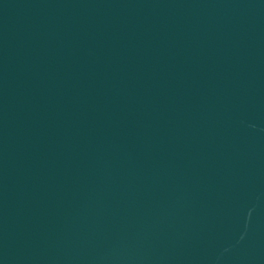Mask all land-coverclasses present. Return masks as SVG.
Instances as JSON below:
<instances>
[{"label":"water","instance_id":"1","mask_svg":"<svg viewBox=\"0 0 264 264\" xmlns=\"http://www.w3.org/2000/svg\"><path fill=\"white\" fill-rule=\"evenodd\" d=\"M0 264H264V0H0Z\"/></svg>","mask_w":264,"mask_h":264}]
</instances>
